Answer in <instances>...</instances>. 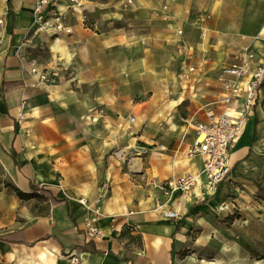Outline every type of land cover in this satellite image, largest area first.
<instances>
[{
    "label": "crops",
    "instance_id": "crops-1",
    "mask_svg": "<svg viewBox=\"0 0 264 264\" xmlns=\"http://www.w3.org/2000/svg\"><path fill=\"white\" fill-rule=\"evenodd\" d=\"M82 1L80 12L62 0L71 32L54 36L36 33V0H0V257L40 244L59 264H193L219 233L264 241V88L216 189L203 157L189 154L193 117L224 109L219 68L245 46L264 52V0ZM184 55L197 68L186 80ZM34 65L61 66L60 82L32 86ZM198 173L187 193L161 186ZM106 179L102 233L91 237L80 198ZM247 221L261 233L246 234Z\"/></svg>",
    "mask_w": 264,
    "mask_h": 264
},
{
    "label": "built area",
    "instance_id": "built-area-1",
    "mask_svg": "<svg viewBox=\"0 0 264 264\" xmlns=\"http://www.w3.org/2000/svg\"><path fill=\"white\" fill-rule=\"evenodd\" d=\"M71 4L66 9L80 11L83 6L82 0H70ZM62 0H36L35 21L36 33L49 32L52 35H59L61 32H71V28L63 24L66 14L62 13L59 5ZM132 0H127L125 5L132 4ZM171 17L169 7H163V18ZM86 18V15H83ZM3 19H0V24ZM178 35H183L184 30L179 28ZM183 53V52H182ZM179 68L183 79H189L197 70L196 66L189 63L188 58H179ZM61 66L48 68L34 65L31 68L32 86L49 89L57 85L62 77ZM217 80L221 84L222 96L220 102L224 109L216 112L213 109L206 110V121H200L193 117L192 124L196 131V138L189 149V154H199L203 157V168L200 174L206 179L209 188L216 189L225 180L230 172V146L239 136L244 128L246 120L254 114L261 91L264 88V52L251 46L243 47L237 55L236 61L222 65L217 74ZM22 102V105L24 104ZM217 102V101H216ZM24 118V114L19 115V120ZM134 120V117L131 118ZM163 148V146H160ZM116 158L124 156L122 150L115 151ZM198 174L180 175L172 182H164L161 186L168 189L179 190L187 193L195 184ZM111 190V183L107 179L100 184L99 192L93 198H80V202L86 208V231L89 236L101 235V230L97 224L103 215V200ZM235 198H232L234 203ZM166 217L175 218L179 216L178 211L164 209ZM72 261L76 264L79 257L72 256Z\"/></svg>",
    "mask_w": 264,
    "mask_h": 264
},
{
    "label": "rangeland",
    "instance_id": "rangeland-1",
    "mask_svg": "<svg viewBox=\"0 0 264 264\" xmlns=\"http://www.w3.org/2000/svg\"><path fill=\"white\" fill-rule=\"evenodd\" d=\"M236 201H234L235 203ZM261 212H256L257 218ZM254 221L245 222L246 234L250 237L259 234L262 228L257 225L254 226ZM240 229L235 232L240 233ZM261 233V232H260ZM218 236L216 242H213L208 247L200 252V259L193 261V264H264V241L253 242L250 239L247 243L240 244L238 242H225L223 233ZM246 247L247 250L242 248ZM232 247V249H231ZM20 250V249H18ZM232 257V258H231ZM232 261V262H231ZM0 264H25L11 260L9 258H1Z\"/></svg>",
    "mask_w": 264,
    "mask_h": 264
},
{
    "label": "bare ground",
    "instance_id": "bare-ground-1",
    "mask_svg": "<svg viewBox=\"0 0 264 264\" xmlns=\"http://www.w3.org/2000/svg\"><path fill=\"white\" fill-rule=\"evenodd\" d=\"M6 257L25 264H59L55 252L46 245H35L30 248L7 249Z\"/></svg>",
    "mask_w": 264,
    "mask_h": 264
},
{
    "label": "trees",
    "instance_id": "trees-1",
    "mask_svg": "<svg viewBox=\"0 0 264 264\" xmlns=\"http://www.w3.org/2000/svg\"><path fill=\"white\" fill-rule=\"evenodd\" d=\"M15 191H16V193L20 196V197H22V198H26L27 196H28V194H26V193H24V192H22L20 189H18V188H13ZM33 189L34 190H36V191H40L42 194H48L49 193V191L48 190H46V189H44L43 187H40V186H36V185H33ZM6 239V237H3V236H0V240H5Z\"/></svg>",
    "mask_w": 264,
    "mask_h": 264
}]
</instances>
